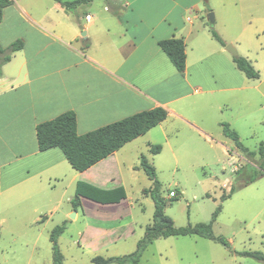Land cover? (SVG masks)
Returning a JSON list of instances; mask_svg holds the SVG:
<instances>
[{
  "label": "crops",
  "instance_id": "crops-1",
  "mask_svg": "<svg viewBox=\"0 0 264 264\" xmlns=\"http://www.w3.org/2000/svg\"><path fill=\"white\" fill-rule=\"evenodd\" d=\"M95 1L66 12L54 0H16L2 11L0 45L16 39L24 45L0 69V213L5 214L0 222L11 213L27 227L45 224L61 207L64 218L72 211L74 218L79 211L120 217L129 206L123 172L140 168L135 160H140L142 148L149 152L150 145H159L156 156L167 153L177 160L204 143L213 147L214 124L222 122L216 109L246 88L235 70L224 73L225 78L236 77L228 85L218 86L222 73H215V85L203 83L208 75L202 64L211 56L229 66L234 61L212 37L197 3L181 7L187 0H102L106 4L95 6ZM244 1L250 0L232 1L239 13L223 7L216 22L239 28V43L259 42L263 49L264 15L252 17L249 10L245 16ZM189 8L196 17L186 16ZM206 32L215 42L206 41ZM173 37L185 43L183 72L158 44ZM197 38L200 48L193 45ZM249 54L240 56L260 70ZM158 106L168 112L162 122L84 171L73 169L58 147L38 149L36 125L65 111L75 113L76 131L84 134ZM260 179L264 172L244 187Z\"/></svg>",
  "mask_w": 264,
  "mask_h": 264
},
{
  "label": "rangeland",
  "instance_id": "rangeland-1",
  "mask_svg": "<svg viewBox=\"0 0 264 264\" xmlns=\"http://www.w3.org/2000/svg\"><path fill=\"white\" fill-rule=\"evenodd\" d=\"M232 1L187 0L182 2L181 7L197 3L200 7L199 14L209 29L223 33L229 40L227 44L235 48L237 55L248 52L254 61L257 60V65H261L260 70L256 68L259 78L250 79L234 63L229 66L215 56L202 64L208 75L203 83L215 85V73L223 74L218 86L236 81V77H224V73L229 70H235L239 74V84L241 78L244 80L246 88L239 89L237 95L228 97L226 105L216 109L215 114L222 119L221 123L230 125V121L233 125L230 127L239 135L240 142L250 150H255L261 142L264 143V40L261 38L263 49L258 46L259 42L251 45L241 39L239 43V28H223L220 21L216 22V13L219 16L223 7L237 8ZM249 2H243L245 8L241 12L246 16L250 10L252 17H262L264 0ZM100 3L106 4L105 1L97 0L94 5L100 6ZM247 4L250 5L249 9ZM236 10L239 13V9ZM210 12L214 15L212 24L207 21ZM196 15L190 8L186 12L189 17L194 18ZM251 25L254 26L253 21ZM205 34L206 41L215 42L209 33ZM199 40L200 38L195 39L193 45L200 48L202 43ZM193 49L195 50L194 47ZM227 54L232 58L229 52ZM189 58H193L190 48ZM198 86L199 82L196 84ZM220 103L224 101L221 100ZM220 124H214L215 134H212L211 141L213 147L204 143L188 157L174 160L167 153L156 156L146 148H142L141 153L155 168L160 194L166 203L165 214L173 220L174 226L208 223L220 205L212 230L215 235L227 239L229 248L195 235L158 238L142 251L139 264H264L263 261L232 252L253 250L264 253V179L245 187L242 180L235 179L233 170L236 166L245 164L246 160L234 141L223 135ZM139 161L135 160V165ZM122 178L127 186L129 206L126 210H121L118 218L82 215L81 211L76 218L72 216L73 211L64 218L66 209L61 207L53 220L27 227L19 222L18 216H12L11 213L4 216L6 220L0 222V264H53L49 234L56 225L62 223H65V229L59 236L58 244L63 264H94L92 259L95 256L106 258L134 252L145 227L153 219V199L143 193L152 182L141 168L124 171ZM232 184L235 185L234 192L227 199L221 200L222 194L227 193ZM170 190L175 192V200L169 196ZM2 215L5 214L0 213V217ZM98 228L108 231L103 232Z\"/></svg>",
  "mask_w": 264,
  "mask_h": 264
},
{
  "label": "trees",
  "instance_id": "trees-1",
  "mask_svg": "<svg viewBox=\"0 0 264 264\" xmlns=\"http://www.w3.org/2000/svg\"><path fill=\"white\" fill-rule=\"evenodd\" d=\"M16 0H0V21L2 11L5 7L13 4ZM58 2L66 12H71L79 6H87L92 0H54ZM212 37L222 46L226 43L219 34L210 28ZM159 47L168 56L177 71L185 70V43L182 38H168L158 42ZM23 40L16 39L8 46L0 45V69L3 64L11 59L14 52L23 48ZM233 61L241 72L250 79L259 78V72L245 57L233 56ZM167 110L163 107H155L144 110L115 122L106 124L84 134L76 131V116L73 111H65L53 119L41 122L36 125L37 145L40 151L51 147H58L65 158L77 171H84L100 160L106 158L114 151L118 150L125 143L143 135L149 129L162 122L167 117ZM223 135L232 139L239 149V152L246 160V163L233 170L235 179L242 180L245 184L253 182L259 175H263L264 168V143L261 142L255 150H250L244 146L239 135L230 128L228 123H221ZM160 150L159 145H150L149 152L157 154ZM257 156V161H256ZM139 167L151 180L152 185L144 189L143 193L149 194L154 202V212L151 224L147 225L142 238L137 243L134 252L122 256L101 257L95 256L92 261L94 264H139L142 251L155 239L170 236L195 235L210 239L229 248V242L221 235H215L212 230V223L216 219L220 210V205L212 214L210 222H198L194 225L176 227L173 220L165 214L166 203L160 194V184L156 179L154 166L148 162L144 155H140ZM235 185L232 184L227 193H223L221 200H225L234 192ZM174 195L171 198L176 199ZM74 208L78 203L76 197L71 199ZM65 229V223L56 225L49 234L53 264H63L62 254L58 244V238ZM233 253L256 259L264 262V253L261 251L243 250L232 251Z\"/></svg>",
  "mask_w": 264,
  "mask_h": 264
},
{
  "label": "water",
  "instance_id": "water-1",
  "mask_svg": "<svg viewBox=\"0 0 264 264\" xmlns=\"http://www.w3.org/2000/svg\"><path fill=\"white\" fill-rule=\"evenodd\" d=\"M207 21L209 23H211V24L214 22V15H213V13L210 12L208 14ZM84 34H85V32L83 31L82 32V35H84ZM225 50L228 51L232 56H237V52H236L235 48L231 44L225 45ZM72 216L74 217V213L72 214Z\"/></svg>",
  "mask_w": 264,
  "mask_h": 264
},
{
  "label": "built area",
  "instance_id": "built-area-1",
  "mask_svg": "<svg viewBox=\"0 0 264 264\" xmlns=\"http://www.w3.org/2000/svg\"><path fill=\"white\" fill-rule=\"evenodd\" d=\"M174 195V191L170 190L169 191V196H173Z\"/></svg>",
  "mask_w": 264,
  "mask_h": 264
}]
</instances>
